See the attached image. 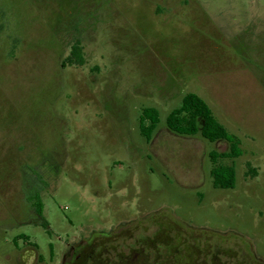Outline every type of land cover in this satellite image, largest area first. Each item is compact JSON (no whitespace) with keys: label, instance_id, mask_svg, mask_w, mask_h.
Masks as SVG:
<instances>
[{"label":"rangeland","instance_id":"rangeland-1","mask_svg":"<svg viewBox=\"0 0 264 264\" xmlns=\"http://www.w3.org/2000/svg\"><path fill=\"white\" fill-rule=\"evenodd\" d=\"M75 42L84 64L63 66ZM187 93L240 140L232 189L209 175L225 142L166 129ZM152 212L264 264V0H0V264H60Z\"/></svg>","mask_w":264,"mask_h":264},{"label":"flooded vegetation","instance_id":"flooded-vegetation-1","mask_svg":"<svg viewBox=\"0 0 264 264\" xmlns=\"http://www.w3.org/2000/svg\"><path fill=\"white\" fill-rule=\"evenodd\" d=\"M152 140L153 136L147 144ZM28 201L30 210L37 213L33 199ZM182 230L173 220L152 212L67 242L60 264H224L226 248L233 250L230 259L234 264H257L249 253L243 255L237 236L238 241H226L231 233Z\"/></svg>","mask_w":264,"mask_h":264},{"label":"trees","instance_id":"trees-1","mask_svg":"<svg viewBox=\"0 0 264 264\" xmlns=\"http://www.w3.org/2000/svg\"><path fill=\"white\" fill-rule=\"evenodd\" d=\"M84 58L82 48L75 42L69 55L63 60V66H82ZM159 125V113L153 108H145L141 111L138 120L140 135L148 142L155 129ZM166 129L180 137L199 136L209 143L225 142V152L211 151L208 160L211 164L209 175L214 189H232L235 182L233 166L224 163L226 160L237 159L242 156L240 140L226 131L217 121L212 110L196 94L187 93L182 99L180 106L174 108L166 117ZM255 174V171H251ZM40 210V205L37 206Z\"/></svg>","mask_w":264,"mask_h":264}]
</instances>
